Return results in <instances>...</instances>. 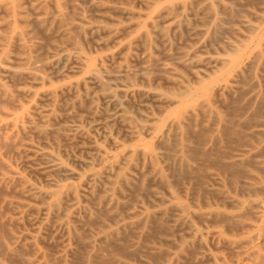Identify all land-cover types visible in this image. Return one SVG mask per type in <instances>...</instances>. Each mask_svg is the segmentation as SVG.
I'll list each match as a JSON object with an SVG mask.
<instances>
[{"label":"rangeland","instance_id":"1","mask_svg":"<svg viewBox=\"0 0 264 264\" xmlns=\"http://www.w3.org/2000/svg\"><path fill=\"white\" fill-rule=\"evenodd\" d=\"M80 1H84L83 4ZM80 1L40 0L45 4L44 16L47 19L43 23L38 21L36 23L33 19L32 5L27 0H0V12L3 11L0 13V101L4 98L7 100V103L5 99L3 103H0V144H5H3L5 147L0 145V160L3 163L2 165L0 161V220L2 221H0V262L2 264H20L21 262V264H264V188H262L264 187V0L199 1L198 6L194 7L195 10L186 11L191 15L188 25L177 31H168L167 40L164 42L163 40L160 42L161 39L153 34L149 42L139 38L150 28L151 22L166 5L177 1L188 4L192 0H95L94 6L91 5L90 0ZM114 6L126 7L136 14L132 18H126L115 9L113 12ZM207 6H209L208 9ZM202 8L205 10L202 11ZM88 9L90 10L87 11ZM261 9L262 11H259ZM56 10L61 11L64 18L55 13ZM228 10H231L233 14L230 11L227 12ZM98 11L102 14L101 18L95 16ZM201 11L205 14L202 15ZM210 15H213L215 20L209 23ZM74 16L84 18L85 21L81 22ZM222 17L226 19L234 17V21L229 18L230 21L232 20L231 25L234 26L230 25L229 19L227 24V20ZM237 17L243 20L242 23L237 20ZM218 21L219 24H217ZM194 22L195 25L192 26ZM34 23L37 25L33 26ZM76 23L80 24L79 28L76 25L77 28L73 27ZM44 25L47 26L46 29ZM229 25L231 28H237L234 30L238 32L235 33L233 29L228 28ZM10 26L16 30H33L29 34H23L20 40H16ZM92 27H94L93 30ZM221 27L222 29L225 27L227 34ZM247 27L249 30L246 31ZM105 28L112 32L107 35L103 31ZM186 29L189 32H186ZM201 29L205 30V33ZM250 29L254 30L250 31ZM217 30L225 33H223L225 42L222 40L223 35ZM81 32L83 34H80ZM228 32H232V37L237 39L232 38ZM187 33L190 34L189 37L192 35L190 37L192 40L187 37ZM49 34L50 38H48ZM81 35L84 37L81 38ZM214 37L216 42L213 41ZM92 38L95 40L94 45ZM198 38L200 40H197ZM72 42H74L73 45ZM217 42L218 45H216ZM67 43L72 46L69 47ZM75 44L80 47L85 64L73 62L74 59L64 63L61 61L58 64L48 62L51 56L59 52L61 48L67 47L72 50ZM202 45L206 47L202 48ZM143 48L144 50H141ZM195 49L200 51L196 52ZM211 49L215 50L214 53L210 52ZM42 51L46 59L42 56ZM176 51L178 53L181 51L182 54L180 52L181 55L177 54L175 57ZM167 52L174 58L170 59L171 56L167 55ZM191 52L194 55L192 53L191 56ZM236 55L239 57V62L230 68L228 63H225V59H232ZM19 57L24 58L20 60ZM37 59L41 61L38 62ZM33 60L40 66L44 63L41 74L47 77L45 82L39 81L37 84H32L27 74H25L26 78L24 77L23 72L27 73L26 67ZM222 60L223 63H221ZM7 61L12 62V65L16 63L18 71L7 72L6 67L10 65ZM155 61L159 63L162 61L161 67L159 66L161 63L157 62V65ZM177 62L180 64L183 62V64L179 66ZM194 62L196 65H201L194 66ZM202 64H206L203 65L205 68ZM185 65L189 67L185 68ZM109 66L115 67V71ZM140 66L142 69L143 67L147 69L141 70ZM157 66L158 69L155 71ZM206 66L212 69V73ZM96 67H104L106 75L112 74V71H122L123 68L129 69L134 72L132 79L136 84L129 87L120 85L121 82L124 83V77L119 84H112L108 90L102 91L88 78L90 72ZM152 67L155 68L152 69ZM168 67L172 69L169 70ZM158 70L166 72L163 71L164 74L163 72L161 74ZM188 71L192 74L190 75ZM247 71L252 74L247 76ZM247 78L254 79L257 83L252 97L245 94L251 87L250 80ZM234 80H240V82ZM244 80L246 84L242 85L245 83ZM172 82L174 83L171 85ZM15 83L17 86H14ZM240 85L244 89L240 88ZM22 88H31L33 91L31 94H21L19 89ZM14 89L18 91L15 92ZM139 89L156 92L162 96L151 99L141 95L138 92ZM182 90L188 91V94L176 97L175 94ZM118 91H124L125 95L121 105V108L124 106L125 109H122L127 117L124 121L117 119L115 105L113 106L104 95L112 92L115 94ZM47 92H50V95H46ZM164 97H173L176 102L165 103ZM242 97H244L243 100ZM251 98L254 99L251 101ZM8 100L16 106L12 103L9 105ZM161 100L163 103L159 102ZM201 102L206 103L213 113L212 116L198 109ZM244 105L245 108L250 106V109H247V116L241 119L239 125L243 122L242 125L244 129L248 127L247 130L245 132L243 129L240 130L239 125L235 128L230 126L228 129V123L225 124L224 121H229V115L235 112L237 107L241 109ZM188 108L196 111L194 121L191 118L176 130L168 129L170 121L180 119ZM236 113L232 115L235 114L236 117H234L238 118ZM216 114L225 120L219 122L214 117ZM202 115H205L204 118ZM232 115H230L231 120L234 118ZM213 118L215 121L211 123ZM28 119L35 122H39L38 119L46 121L45 131L39 133L38 130L32 129ZM244 120H250L247 122V127ZM258 122L260 125L257 126ZM249 123L255 126L252 124L250 127ZM138 124L145 127L137 136H131L130 127L135 128ZM149 126L153 128L150 129ZM209 127L211 130H213L212 127L214 128L213 132ZM231 127L232 130L239 129L238 134L235 130L233 132ZM256 130L259 133L255 132ZM32 131L37 132L35 134ZM251 132L253 135L256 134L257 138H253ZM173 138H176L175 142ZM172 141L178 145L175 146ZM160 142H163V146ZM10 143L11 146H9ZM28 144L31 145L28 146ZM98 149L105 156L103 163L99 162ZM141 150H148L154 154H158L161 150L163 154L168 153L157 155L154 161V167L160 171V177H156L150 161L139 155ZM43 152L54 155L72 172V176L55 172L56 176L47 168L46 158L41 156ZM261 152L262 154H256ZM172 154H174L173 157ZM94 173L98 174L95 179L92 177ZM149 178H153L151 186L148 184L151 183V181L148 182ZM158 179L161 181H157ZM243 181L248 184L246 182L244 184ZM68 185L72 188L68 189ZM99 189L103 190L100 192ZM52 190L56 193L48 199L46 191ZM71 194L75 197L74 199ZM53 202H57L55 206ZM13 204L16 206H12ZM5 211L6 213H3Z\"/></svg>","mask_w":264,"mask_h":264},{"label":"bare ground","instance_id":"2","mask_svg":"<svg viewBox=\"0 0 264 264\" xmlns=\"http://www.w3.org/2000/svg\"><path fill=\"white\" fill-rule=\"evenodd\" d=\"M80 1V0H79ZM132 1V0H131ZM139 1H141V0H139ZM138 1V2H139ZM143 1V0H142ZM199 1H204V0H192L190 3H185V2H179V1H177V2H172V3H170V4H168V5H166L162 10H160V12H158V14H157V16H156V18H155V20H153L152 22H151V24H150V28L148 29V30H146V31H144L141 35H140V40H142V41H144V42H149V41H151V35L153 34V35H155V36H157L158 38H160L161 40H160V42L163 40V42L164 41H166L167 40V38H166V34L168 33V31H177V30H179L181 27H183V26H186V25H188V20H189V16H191L190 15V13L188 14V13H186V11L187 10H195V8L198 6V2ZM216 1V0H215ZM219 1V0H218ZM218 1L216 2V3H218ZM256 1V0H255ZM27 2L28 3H30L31 5H32V13H33V19L35 20V22L36 21H38V22H42L43 23V21H46V19H47V17L46 16H44L45 14H46V12H45V4L43 3V2H40V0H27ZM81 2V1H80ZM84 2V1H83ZM83 2H81L82 4H83ZM87 2H88V0H87ZM90 3H91V5H96V3H95V0H90L89 1ZM129 2V1H128ZM55 3V2H54ZM142 3V2H141ZM223 3V2H222ZM233 3V2H232ZM262 3V2H261ZM29 4V5H30ZM87 4V3H86ZM89 4V3H88ZM208 4V3H207ZM206 4V5H207ZM250 4V3H249ZM264 4V3H263ZM60 5V4H59ZM76 5V4H75ZM142 5H143V7H144V4L142 3ZM222 5V4H221ZM51 6H53V5H51ZM146 6V5H145ZM212 6V5H211ZM226 5H224V7H225ZM242 6V5H241ZM30 7V6H29ZM54 7V6H53ZM195 7V8H194ZM208 7L209 6H207V9H208ZM222 7H223V5H222ZM229 7V6H228ZM244 7V6H243ZM246 7V6H245ZM244 7V8H245ZM3 8V7H2ZM71 8V7H70ZM112 8V7H111ZM243 8V9H244ZM80 9H82V8H80ZM103 9H105V8H103ZM109 9V8H108ZM108 9H106V10H108ZM113 10V12L116 10L117 12H119V13H121L122 15H124L126 18H132L136 13L134 12V11H132V10H130V9H128V8H126V7H120V6H114V8H112ZM115 9V10H114ZM205 9H206V7H205ZM205 9H203L202 8V11H204ZM210 9V8H209ZM212 9V8H211ZM258 9V8H257ZM260 9V8H259ZM30 10V9H29ZM55 10V9H54ZM90 9H88L87 11H89ZM223 10V9H222ZM226 10V9H225ZM71 11V10H70ZM112 11H108V12H112ZM201 11V13H202V15H203V13L204 12H202ZM206 11H208V10H206ZM212 11V10H211ZM231 12V10H228L227 12ZM259 11H262V9L261 10H259ZM1 12H3V11H1ZM0 12V13H1ZM27 12V11H26ZM76 12V11H75ZM84 12V11H83ZM92 12V11H91ZM210 12V11H209ZM222 12H224V11H222ZM55 13H58V14H60V15H62L61 17H63L64 18V15L63 14H61V11H59V10H56V12ZM66 13V12H65ZM67 13H69V12H67ZM193 13V12H192ZM200 13V12H199ZM232 14H233V12H231ZM230 13V14H231ZM94 14H95V12H94ZM194 14V13H193ZM205 14V13H204ZM206 14H208V13H206ZM212 14V13H211ZM223 14H225V13H223ZM256 14V13H255ZM69 15H71V14H69ZM76 15H78V14H76ZM195 15V14H194ZM194 15H192V16H194ZM199 15H201V14H199ZM198 15V16H199ZM228 15V14H227ZM236 15V14H235ZM241 15V14H240ZM66 16H68V14L66 15ZM65 16V18H67ZM72 16V15H71ZM89 16V15H88ZM95 16H99L100 18L102 17V14H101V12L100 11H98L96 14H95ZM230 16V15H229ZM242 16V15H241ZM74 17H76V16H74ZM208 17V16H207ZM239 17V16H238ZM238 17H237V20L238 21H241V23H242V19L240 20V19H238ZM258 17V16H257ZM63 18H60V19H63ZM69 18V17H68ZM67 18V19H68ZM73 18V17H72ZM105 18H107V17H105ZM201 18V17H200ZM223 18V17H222ZM221 18V20H223V19H226V18H223L222 19ZM230 18V17H229ZM228 18V19H229ZM232 18V17H231ZM230 18V19H231ZM234 18V17H233ZM233 18H232V20H233ZM255 18V17H254ZM70 19V18H69ZM75 19H77V20H80L81 22H83V21H85V19L84 18H75ZM194 19V18H193ZM199 19V18H198ZM228 19H226L227 20V24H229V21H230V19H229V21H228ZM257 19V18H256ZM34 20H31V22L33 21L34 22ZM194 20H196V19H194ZM215 20V17L213 16V15H210L209 17H208V22L210 23V22H212V21H214ZM232 20L230 21V25L232 24L231 22H232ZM235 20V19H234ZM233 20V21H234ZM197 21V20H196ZM195 21V22H196ZM199 21V20H198ZM197 21V22H198ZM223 21H225V20H223ZM245 21V20H244ZM264 21V20H263ZM30 22V21H29ZM30 22V23H31ZM62 23H63V21H61ZM195 22H194V24H192V26L193 25H195ZM204 22V21H203ZM203 22H201L202 24H206V23H203ZM37 23V22H36ZM49 23H50V21H49ZM201 23H199V24H201ZM208 23V24H209ZM234 23V22H233ZM235 23H237V22H235ZM239 23V22H238ZM40 24V23H39ZM67 24H68V22H67ZM67 24H65V25H67ZM217 24H219V21H218V23ZM34 25H37V24H33V26ZM49 25V24H48ZM78 27V26H80V24H74V26L73 27H76V26ZM136 25V24H135ZM221 26H224V25H222V24H220ZM230 25L228 26V28L230 27ZM62 26V25H61ZM60 26V27H61ZM197 26V25H196ZM202 26V25H201ZM231 26H234V25H231ZM241 27L243 26V25H240ZM249 26V25H248ZM3 27V26H2ZM43 27H45V29H46V27L47 26H43ZM76 27V28H77ZM220 27V26H219ZM244 28H245V26H243ZM39 28V27H38ZM79 28V27H78ZM188 28V27H187ZM224 29H222V27H221V29L222 30H225V27H223ZM226 28H227V26H226ZM227 28V29H228ZM231 28V27H230ZM252 28H254L253 26H252ZM70 29V28H69ZM94 29V27H92V30ZM190 29H193V27H190ZM231 29H237V28H231ZM230 29V30H231ZM257 29V28H256ZM10 30L12 31V33L14 34L13 35V37H14V39H16V40H20L21 38H22V36H23V34H29L33 29H28V30H26V29H23V30H16V28H14V27H11L10 26ZM72 30H74V29H72ZM83 30V29H82ZM187 30V29H186ZM200 30V29H199ZM198 30V31H199ZM202 30V32H204L203 31V29H201ZM240 30V29H239ZM247 30H249L248 29V27L246 28V31ZM252 30H254V29H252ZM251 29H250V31H252ZM39 31V30H38ZM64 31V30H63ZM75 31V30H74ZM84 31V30H83ZM82 31V32H83ZM91 31V30H90ZM103 31L108 35V34H110L111 32H112V30H110V29H107V28H105V29H103ZM217 31H220V30H217ZM232 31V30H231ZM238 32V30H234V32L235 33H237ZM75 32H79L78 30L77 31H75ZM80 33V34H83V33ZM186 32H189L188 30L186 31ZM201 32V31H200ZM199 32V33H200ZM221 32V31H220ZM225 33H226V30L224 31ZM223 32V33H224ZM262 32V31H261ZM40 33V32H39ZM55 33V32H54ZM62 33V32H61ZM91 33H92V31H91ZM175 33V32H174ZM180 33V32H179ZM193 33V35H196V34H194L195 32H192ZM196 33H197V31H196ZM205 33V32H204ZM213 33H214V28H213ZM223 33L221 32V34L223 35ZM224 33V34H225ZM232 32H228V34L229 35H231V37H232V34H231ZM240 33V34H239ZM238 34L239 35H241V32H239ZM251 33V32H250ZM259 33V32H258ZM63 34V33H62ZM68 34V33H67ZM198 34V33H197ZM227 34V33H226ZM42 35V34H41ZM54 35V34H53ZM59 35V34H58ZM65 35V34H64ZM100 35H103V34H100ZM187 37H189V35L190 34H188L187 33ZM215 35V34H214ZM72 36V35H71ZM75 36V35H74ZM74 36H72V37H74ZM77 36L78 37H80L78 34H77ZM99 35H97V38H99L98 37ZM121 36V35H120ZM119 36V37H120ZM172 36H173V34H172ZM180 36V35H179ZM179 36H177V37H179ZM192 36V35H191ZM190 36V37H191ZM212 36V35H211ZM216 36V35H215ZM242 36V35H241ZM246 36V35H245ZM32 37V36H31ZM51 37H52V35H51ZM57 37V36H56ZM84 36H82L81 35V38H83ZM90 37H91V35H90ZM174 37V36H173ZM189 37V38H190ZM217 37H220V35H217ZM222 37V36H221ZM224 35H223V37H222V40L224 39ZM243 37H244V35H243ZM48 38H50V34H49V37ZM88 38V37H87ZM95 38H96V36H95ZM213 38V37H212ZM227 38V37H226ZM232 38H234V37H232ZM246 38V37H245ZM74 39V38H73ZM187 39V38H186ZM216 38L214 37V39H213V41L215 40ZM234 39H237V38H234ZM255 39H257V38H255ZM174 40H176V39H174ZM189 40V39H188ZM190 40H192L191 38H190ZM195 40H196V38L194 39V42H195ZM197 40H200L199 38L197 39ZM218 40H220L219 38H218ZM221 40V41H222ZM246 40V39H245ZM261 40V39H260ZM87 41V40H86ZM92 43H93V45H94V41L95 40H93V38H92ZM156 41H158V40H156ZM177 41H178V39H177ZM208 41H211V42H213L212 40H209L208 39ZM207 41V42H208ZM217 40H215V42H216ZM220 41V42H221ZM224 41V40H223ZM237 41V40H236ZM238 41L240 42V40L238 39ZM257 41H258V39H257ZM88 42V41H87ZM105 42V41H104ZM112 42V41H111ZM141 42V41H140ZM186 42V41H185ZM192 42V41H191ZM225 42V41H224ZM238 42V43H239ZM254 42V41H253ZM259 42V41H258ZM18 43V42H17ZM37 43V42H36ZM76 43V42H75ZM105 43H107V42H105ZM223 43V42H222ZM230 43V42H229ZM228 43V44H229ZM20 44V43H19ZM19 44H17L18 46H19ZM67 44H69L70 45V43H67ZM72 45L74 44V42H72L71 43ZM109 44V43H108ZM161 44V43H160ZM181 44V43H180ZM186 44V43H185ZM204 44V43H203ZM216 44V43H215ZM219 43L217 42V44L216 45H218ZM227 44V43H226ZM239 44H241V43H239ZM72 45H70L69 47H71ZM105 45H107V44H105ZM164 44L162 43V46H163ZM170 45V43L168 44V46ZM179 45V44H178ZM189 45V44H188ZM231 45V44H230ZM255 45V44H254ZM40 46L42 47V45L40 44ZM99 46V45H98ZM167 46V47H168ZM203 46V45H202ZM201 46V47H202ZM205 46V45H204ZM204 46L202 47V48H204ZM208 46H210V45H208ZM207 46V47H208ZM235 46V45H234ZM252 46V45H251ZM164 47V46H163ZM166 47V48H167ZM177 47V46H176ZM190 47V46H189ZM206 47V46H205ZM220 47H221V45H220ZM236 47V46H235ZM250 47V46H249ZM40 48V47H39ZM43 48H44V46H43ZM74 49H72V50H69V49H67V47H65V48H61L60 50H59V52H56V53H52L53 55L51 56V59L48 61L50 64H58V63H60L61 61H63V63H64V61H69V60H72V59H74V61L73 62H78V63H84V61L82 60V57L84 58V56H82V54H81V49H80V47H78V46H76V44H75V46L73 47ZM142 48V47H141ZM215 48V47H214ZM219 48V47H218ZM222 48V47H221ZM38 49V48H37ZM156 49V48H155ZM198 49V48H197ZM199 49H200V47H199ZM224 49V48H223ZM141 50H144V48L143 49H141ZM45 51V50H44ZM163 51H166V49L164 50L163 49ZM162 51V52H163ZM195 51L196 52H198V51H200V50H196L195 49ZM212 51V53H214V51H213V49H211L210 50V52ZM18 52V51H17ZM46 52H47V50H46ZM177 52V51H176ZM181 52V51H180ZM179 52V53H180ZM194 52V51H193ZM193 52H191V56H192V53ZM195 52V53H196ZM201 52L203 53V51H202V49H201ZM224 52V51H223ZM50 53V52H49ZM166 53V52H165ZM164 53V54H165ZM175 53V52H174ZM178 52L176 53V55H175V57L177 56V54H179ZM205 53V52H204ZM17 54V53H16ZM40 54V53H39ZM41 54H43V51H42V53ZM181 54H182V52H181ZM181 54H179V56L181 55ZM184 54H185V52H184ZM197 54V53H196ZM195 54V55H196ZM139 55H143V54H139ZM167 55H169V56H171L170 57V59H172V57L174 58V56H172V54L170 55V54H168V52H167ZM167 55H166V57H167ZM193 55H194V53H193ZM5 56V55H4ZM42 56H44V54L42 55ZM148 56V55H147ZM191 56H190V58H191ZM11 57V56H10ZM38 57V56H37ZM45 57V56H44ZM44 57H42L43 58V62H44ZM135 57H136V55H135ZM256 57H257V55H256ZM20 58V57H19ZM24 58V57H23ZM22 58V59H23ZM39 58H40V56H39ZM119 58V57H118ZM169 58V57H168ZM180 59H181V57H179ZM207 58H209V57H207ZM244 58V57H243ZM17 59H18V57H17ZM21 58H20V60H22ZM45 59H46V57H45ZM140 59H141V57H140ZM145 59V58H144ZM155 59V58H154ZM176 59H178V57L176 58ZM201 59V58H200ZM205 59V58H204ZM216 60H217V58H215ZM38 60V59H37ZM142 60V59H141ZM146 60V59H145ZM158 60H161V59H159L158 58ZM203 60V59H202ZM206 60V59H205ZM224 60V59H223ZM223 60H222V62L221 63H223ZM226 61H225V63L227 64L228 63V65L230 66V68H232V67H234L238 62H239V57L236 55L235 57H233L232 59H225ZM17 61H19V60H17ZM41 60L39 59L38 60V62H40ZM47 61V60H46ZM88 61V60H87ZM111 61V60H110ZM144 61V60H143ZM143 61H140L141 63L143 62ZM173 61H175V59H173ZM204 61V60H203ZM209 61V60H208ZM212 61H214V62H216L215 60H212ZM219 61V60H218ZM221 61V60H220ZM3 62V61H2ZM5 62V61H4ZM8 63H10L9 61H7ZM14 62H16V61H14ZM13 62V63H14ZM24 62V61H23ZM26 62V61H25ZM29 61H27V63H28ZM73 62H72V64H73ZM154 62V61H153ZM156 62V61H155ZM158 62V64H160L159 66L161 67V65H162V61H160V63H159V61H157ZM157 62L155 63V64H157ZM176 62V61H175ZM180 62V61H179ZM179 62H177V63H179ZM185 62V61H184ZM195 62H197V61H195ZM195 62H194V66L196 65L195 64ZM205 62V61H204ZM203 62V63H204ZM12 63V62H11ZM10 63V65L9 66H7L6 67V70H7V72H16V71H18V67H16L15 65H16V63L14 64V65H12ZM19 63V62H18ZM89 63V62H88ZM145 63H147V61L145 62ZM176 63V64H177ZM206 63H208V62H206ZM212 63V62H211ZM218 63V62H217ZM221 63L219 64V65H221ZM250 63H252V62H250ZM249 63V64H250ZM253 63H255V62H253ZM43 65H44V63H42ZM42 64H41V66L39 65V64H37V62L35 61L34 62V60H33V62L32 63H29V65L26 67V70H27V73H24L23 72V75H25V74H27L28 75V78L29 79H31V82H32V84H37V82H39V81H42V82H45L46 81V79H47V77L45 76V75H43V74H41L42 72H41V69H42ZM46 64V63H45ZM72 64H70V65H72ZM76 64V63H75ZM85 64V63H84ZM139 64V63H138ZM144 64V63H143ZM154 64V65H155ZM157 64V65H158ZM180 64V63H179ZM179 64H177V65H179ZM183 64V62H181V64L179 65V66H181ZM186 64V63H185ZM188 64V63H187ZM12 65V66H11ZM69 65V66H70ZM153 65V64H152ZM165 65V64H164ZM199 66L201 65V64H198ZM198 65H196L197 67H198ZM203 65H206V64H202V66ZM209 65H210V62H209ZM242 65V64H241ZM250 65H252V64H250ZM249 65V66H250ZM60 66H61V64H60ZM103 66V65H102ZM113 66H115V65H113ZM186 66L187 67H189L190 66V64H189V66L188 65H185V68H186ZM194 66H192V67H194ZM201 66V67H202ZM46 67L47 66H45V69H46ZM51 66H49V68H50ZM74 67V66H73ZM110 67V66H109ZM141 67V66H140ZM159 67V68H160ZM183 67V66H182ZM192 67H190L191 69H192ZM204 67V66H203ZM207 67V66H206ZM209 67V66H208ZM207 67V68H208ZM214 67V66H213ZM248 67V66H247ZM251 67V66H250ZM52 69H53V67H51ZM111 69H113L114 71H115V67H110ZM125 68H126V66H125ZM125 68H123V70L122 71H116V72H114V71H112L113 73L112 74H104V72H106L105 70H104V67L103 68H101V67H96V68H93V70L90 72V74H89V79L91 80V81H93L95 84H96V86H97V88H99L100 90H102V91H105V90H108L109 88H110V86L112 85V84H116V83H120V80L122 79V78H124L125 77V79L123 80L124 81V83H122L121 82V84L120 85H125L126 87H129V86H134L135 84H136V82H135V80H133L132 78H134V77H132L133 76V74H134V72H132L131 70H129V69H125ZM144 68H146V67H143V69ZM153 68H155V67H152V69ZM168 68H170V67H168ZM167 68V69H168ZM184 68V69H185ZM190 68H187V69H190ZM194 68H196V67H194ZM205 68V67H204ZM216 68V67H215ZM218 68V67H217ZM252 68V67H251ZM254 68H255V66H254ZM4 69V68H3ZM2 69V70H3ZM111 69H109V70H111ZM142 69V67H141V70H143ZM147 69V68H146ZM156 69H158V66H157V68H155L154 70L156 71ZM161 69V68H160ZM163 69H165V68H163ZM167 69H165V70H167ZM172 68H170L169 70H171ZM190 69V70H191ZM209 69V68H208ZM249 70H250V68H248ZM260 69H262V68H260ZM6 70H3L4 72L6 71ZM46 70H48V69H46ZM50 70V69H49ZM55 70V69H54ZM140 70V69H139ZM139 70H136V71H139ZM151 70V69H150ZM162 70V69H161ZM160 70V71H161ZM186 70V69H185ZM210 71H211V73H212V69H209ZM216 70H218V69H216ZM248 70V71H249ZM263 70V69H262ZM57 71V70H56ZM65 71V70H64ZM67 71H68V69H67ZM154 71V72H155ZM159 71V70H158ZM159 71V72H160ZM164 71V70H163ZM163 71H161V74H162V72ZM192 71V70H191ZM189 72V74L191 75L192 74V72ZM247 71V72H248ZM264 71V70H263ZM262 71V72H263ZM54 72V71H53ZM52 72V73H53ZM58 72V71H57ZM71 72V71H70ZM73 73H74V71H72ZM141 72V71H140ZM164 72H166V71H164ZM164 72H163V74H164ZM202 72V71H201ZM12 73V74H13ZM76 73V72H75ZM169 73V72H168ZM12 74H10V75H12ZM172 74V73H171ZM248 75L247 76H249V74H252V73H247ZM254 74V73H253ZM14 75V74H13ZM19 75H21L20 74V72H19ZM50 75V74H49ZM58 75V74H57ZM56 75V76H57ZM142 75V74H141ZM141 75H140V77H141ZM178 75V74H177ZM236 75V74H235ZM240 75V77H241V74H239ZM259 75H260V73H259ZM262 75V74H261ZM59 76H61V75H59ZM164 76V75H163ZM179 76H180V74H179ZM25 78H26V75L24 76ZM58 77V76H57ZM193 77H194V75H193ZM243 77V76H242ZM261 77V76H260ZM20 78V77H19ZM19 78H18V80H19ZM24 78V79H25ZM27 78V79H28ZM142 78V77H141ZM140 78V79H141ZM264 78V77H263ZM16 79V78H15ZM23 79V78H22ZM146 79V78H145ZM196 79V78H195ZM243 79V78H242ZM247 79H249L250 80V78H247ZM26 80V79H25ZM166 80H167V77H166ZM171 80V79H170ZM246 80V79H245ZM244 80V81H245ZM19 81H21L22 82V80H19ZM28 81V80H27ZM168 81V80H167ZM172 81V80H171ZM187 81V80H186ZM233 81V80H232ZM235 81V80H234ZM247 81V80H246ZM246 81H245V83H241L242 85H244V84H246ZM263 81V80H262ZM29 82V81H28ZM92 82V83H93ZM140 82H141V80H140ZM195 82V81H194ZM235 82H240V80L239 81H235ZM243 82V81H242ZM249 82V81H248ZM247 82V83H248ZM75 83V82H74ZM91 83V84H92ZM93 83V84H94ZM157 83V82H156ZM174 82H172V83H170L171 85L173 84ZM177 83V82H176ZM175 83V84H176ZM220 83V82H219ZM18 84V83H17ZM19 84H22V83H19ZM23 84H24V81H23ZM39 84V83H38ZM77 84V83H76ZM92 84V85H93ZM146 84H147V79H146ZM145 84V85H146ZM250 88L248 89V91H246V93L245 92H242V93H245V94H247V95H253V92L255 91V89H256V87H257V83H256V81L254 80V79H251L250 80ZM14 86H17L16 85V83H15V85ZM175 86H177V84L175 85ZM82 87V86H81ZM243 87V86H242ZM241 87V85H240V88H242ZM235 88H237V87H235ZM68 89V88H67ZM84 89V88H83ZM204 89V88H203ZM239 89V88H238ZM242 89H244V87L242 88ZM15 90V89H14ZM20 91V93L21 94H23V93H27V94H31L32 93V91H33V89H31V88H22V89H19ZM219 90V89H218ZM18 90H15V92H17ZM67 91V90H66ZM239 91H240V89H239ZM244 91V90H243ZM114 92V91H113ZM112 92V93H113ZM137 92V91H136ZM138 92L139 93H141V95H143V96H146V97H151V99L152 98H160L161 96H162V94H159V93H156V92H149V91H147L146 89H139L138 90ZM137 92V93H138ZM188 92V91H187ZM186 91H184V90H182V91H180V93H176L175 95H176V97H183V96H185V95H187L188 93H187ZM226 92H227V90H226ZM229 92V91H228ZM232 92V91H231ZM61 93V92H60ZM92 93H93V91H92ZM112 93H106V94H104L108 99H109V101L110 102H112L111 104L114 106L115 105V107H116V117H117V119H120V120H126L127 119V117H126V115H125V111H124V106H122V108H124V109H122L121 108V105H122V98L125 96L124 95V91H121V92H116L115 94H112ZM218 93V92H217ZM69 94V93H68ZM68 94H67V96H68ZM229 94V93H228ZM238 94V93H237ZM236 94V95H237ZM46 95H50V92H47L46 93ZM62 94H60V96H61ZM72 95H74V94H72ZM130 95H131V93H130ZM130 95H129V97H130ZM137 95V94H136ZM139 95V94H138ZM241 95V94H240ZM1 96V95H0ZM22 96V95H21ZM85 96V95H84ZM91 96V95H90ZM238 96H239V94H238ZM242 96V95H241ZM139 97H140V95H139ZM240 97V96H239ZM245 97V96H244ZM244 97H242V100H243V98ZM252 97V96H251ZM254 97V96H253ZM1 98V97H0ZM8 98V97H7ZM86 98H88V97H86ZM131 98H132V96H131ZM188 98H190V97H188ZM187 98V99H188ZM5 99V98H4ZM4 99H2L1 101H0V103L2 102L3 103V100ZM9 99V98H8ZM88 99H92V98H88ZM102 99H104V98H102ZM146 99V98H145ZM163 99H165L166 100V102L165 103H167V101H168V103H174V102H176V99H174L173 97H164ZM250 99V98H249ZM252 99H254V98H251V101H252ZM14 100V99H13ZM51 100V99H50ZM89 100V101H90ZM149 100V99H148ZM219 100V99H218ZM238 100V99H237ZM5 101H6V103H7V100L5 99ZM4 101V102H5ZM11 101V100H10ZM9 100H8V103H10L9 105H11V103H12V101L10 102ZM14 101H17V99H15ZM42 101V100H41ZM103 101V100H102ZM108 101V100H107ZM126 101H127V99H126ZM144 101V100H143ZM142 101V102H143ZM162 101V100H161ZM161 101H159L160 103H163V101L161 102ZM239 101V100H238ZM237 101V102H238ZM42 102H44V101H42ZM92 102V101H91ZM134 102V101H133ZM132 102V103H133ZM150 102V101H149ZM153 102V101H152ZM155 102V101H154ZM153 102V103H154ZM221 102V101H220ZM235 102V101H234ZM241 102V101H240ZM64 103H65V101H64ZM69 103V102H68ZM79 103V102H78ZM127 103V102H126ZM158 103V102H157ZM247 103H248V101H247ZM252 103V102H251ZM250 103V104H251ZM253 103H254V100H253ZM42 104V103H41ZM80 104V103H79ZM87 104V103H86ZM125 104V103H124ZM245 104V103H244ZM12 105H15L14 103H12ZM66 105V104H65ZM111 105V106H112ZM140 105V104H139ZM165 105V104H164ZM225 105V104H224ZM249 105V104H248ZM16 106V105H15ZM71 106V105H70ZM112 106V107H113ZM125 106H126V104H125ZM132 106V105H131ZM144 107H145V105H143ZM167 106H169V105H167ZM227 106V105H226ZM238 106V105H237ZM260 106V105H259ZM62 107H64V106H62ZM161 107V106H160ZM228 107V106H227ZM235 107V106H234ZM241 107V106H240ZM246 106L244 105V107H241V109H239V107H237V110L235 111V112H237L236 113V115L238 116V118H235L236 116H235V114H234V116L232 115L233 113H235V112H233V113H231V111H230V115H232L234 118H233V120H231V118H230V115H229V121L228 120H226V121H224L225 119L222 117V116H220L219 114H216L214 117H215V119L217 120H219V122L220 121H224V123L225 124H227L228 123V125L227 126H229L228 127V129H230V126H233V128H235V126H238L239 125V123H240V121H241V119L242 118H245L246 116H247V113H248V111H247V109H250V106H249V108H245ZM65 108V107H64ZM147 108V107H146ZM66 109V108H65ZM69 109V108H68ZM198 109H200V110H202L203 112L205 111V112H208V114L210 115V116H212L213 115V113H212V111L211 110H209L208 109V106L206 105V103L205 102H201L200 104H199V108ZM228 109V108H227ZM226 109V111L227 112H229L228 110ZM230 109V108H229ZM241 110V111H239V110ZM160 110V109H159ZM199 110V111H200ZM264 110V109H263ZM45 112H46V110H44ZM49 111V110H48ZM149 111V110H148ZM201 111V112H202ZM260 111H261V109H260ZM3 112V111H2ZM135 112V111H134ZM151 112V111H150ZM161 112V111H160ZM5 113V112H4ZM196 113V111H195V109H193V108H188V109H186L185 110V112H184V114L182 115V117L180 118V119H178V120H176V119H173V120H171L170 121V123H169V128L168 129H172V128H174L175 130L176 129H178V128H180L181 127V125L182 124H185L186 123V121L187 120H190L191 118H192V121H194V119H193V117H195L194 116V114ZM252 113V112H251ZM41 114V113H40ZM152 114V113H151ZM208 114H206V115H208ZM75 115V114H74ZM140 115H142V114H140ZM200 115H201V113H200ZM251 115V114H250ZM260 115V114H259ZM27 116V115H26ZM39 116V115H38ZM146 116V115H145ZM145 116H144V118H145ZM203 116V115H202ZM205 116V115H204ZM204 116H203V118H204ZM261 116H262V114H261ZM264 116V115H263ZM249 117V116H248ZM250 117H252V116H250ZM67 118V117H66ZM86 118H88V117H86ZM91 118V117H90ZM202 118V117H201ZM257 118H261V117H257ZM215 119L213 118V121H211V123L212 122H214L215 121ZM248 119V118H247ZM256 119V118H255ZM39 120V122H35V121H32L31 119H28V121L30 122V124H31V127H32V129H36V130H38L39 131V133L40 132H44L45 130H44V127H45V125H46V121H44V120H40V119H38ZM55 120V119H54ZM77 120V119H76ZM150 120V119H149ZM153 120V119H152ZM165 120H166V118H165ZM204 120H207V119H204ZM231 120V121H230ZM78 121V120H77ZM111 121H113V120H111ZM157 121V120H156ZM245 121V120H244ZM248 121H250V120H248ZM248 121H245V125H246V123L248 122ZM253 121H254V116H253ZM202 122V121H201ZM251 122H252V120H251ZM260 122V121H259ZM257 123V126L258 125H260V123ZM264 122V121H263ZM56 123H57V121H56ZM193 123V122H192ZM200 123V122H199ZM217 123H218V121H217ZM216 123V124H217ZM242 123L243 122H241V125H239L238 127H239V129L241 130V129H243L244 130V132H245V130H247V126H248V123H247V125L245 126V127H247V128H245L244 129V125H242ZM256 123V122H255ZM106 124V123H105ZM215 124V123H214ZM244 124V123H243ZM250 124V127H251V125L253 124H251V123H249ZM58 125H60L59 123H58ZM119 125H120V123H119ZM199 125V124H198ZM211 125V124H210ZM254 126H255V124H253ZM262 125V124H261ZM107 126V125H106ZM121 126H122V124H121ZM147 126V125H146ZM188 126H190L189 124H188ZM187 126V127H188ZM194 126H195V124H194ZM224 126V125H223ZM226 126V127H227ZM242 128H241V127ZM28 127V126H27ZM129 127V126H128ZM145 126H143V125H141V124H138V125H135V128L133 129L132 127H130L131 128V130H130V134H131V136H137L141 131H142V129L144 128ZM202 127V126H201ZM206 127V126H205ZM225 127V126H224ZM1 128V127H0ZM68 128V127H67ZM66 128V129H67ZM95 128V127H94ZM149 128L151 129V128H153V127H150L149 126ZM211 127H209V129H210ZM56 129V128H55ZM62 129H63V127H62ZM124 129V128H123ZM173 129V130H174ZM200 129V128H199ZM201 129H203V128H201ZM207 129V128H206ZM212 129L214 130V128L212 127ZM239 129H237L238 131H240ZM51 130V129H50ZM213 130H211L210 129V131L211 132H213ZM226 130V129H225ZM231 130H232V127H231ZM230 130V131H231ZM235 130V129H234ZM234 130H232L233 132H234ZM261 130H263V129H261ZM51 131H53V130H51ZM55 131V130H54ZM53 131V132H54ZM145 131H146V129H145ZM200 131V130H199ZM201 131H203V130H201ZM207 131V130H206ZM223 131V130H222ZM226 131H229V130H226ZM238 131H236L235 130V133L236 134H238L237 132ZM29 132H31V130L29 131ZM28 132V133H29ZM32 132H34V131H32ZM37 132V131H36ZM36 132H34L35 134H36ZM55 132H57V130L55 131ZM124 132H125V130H124ZM168 132V131H167ZM195 132V131H194ZM208 132V131H207ZM232 132V133H233ZM244 132L243 131H241V134H243L244 135ZM255 132H257V130L255 131ZM27 133V134H28ZM51 133V132H50ZM146 133H147V131H146ZM176 133V132H175ZM174 133V134H175ZM180 133V132H179ZM193 133V132H192ZM205 133V132H204ZM229 133V132H228ZM240 133V132H239ZM252 133V132H251ZM251 133H249V134H251ZM257 133H259V132H257ZM264 133V132H263ZM47 134H49V133H47ZM46 134V135H47ZM160 134V133H159ZM166 134V133H165ZM173 134V133H172ZM196 134H198V133H196ZM200 134V133H199ZM198 134V135H199ZM203 134V133H202ZM201 134V135H202ZM234 134V133H233ZM241 134H239V135H241ZM249 134H246V135H249ZM37 135H38V133H37ZM44 134H42V136H43ZM122 135H124V134H122ZM167 135V134H166ZM166 135H165V139H167L166 138ZM179 135V134H178ZM229 135V134H228ZM227 135V136H228ZM254 135H255V137H254ZM253 135V133H252V136H253V138H257V136H256V134H254ZM39 136V135H38ZM41 136V135H40ZM203 136V135H202ZM238 136V135H237ZM242 136V135H241ZM1 137V136H0ZM186 137H188V136H186ZM199 137V136H198ZM246 137V136H245ZM251 137V136H250ZM27 138V137H26ZM206 138H208V137H206ZM231 138V137H230ZM233 138V137H232ZM249 138V137H248ZM2 139V138H1ZM28 139V138H27ZM43 139V138H42ZM129 139H131L130 137H129ZM172 139V138H171ZM188 139V138H187ZM199 139V138H198ZM229 139V138H228ZM235 139V138H234ZM174 140H176V138L174 139L173 138V141ZM207 140V139H206ZM240 140V139H239ZM248 140V139H247ZM2 142H4L3 140H1ZM166 141V140H165ZM165 141H163V142H165ZM169 141V140H168ZM172 141V142H173ZM197 141V140H196ZM216 141V143H219V142H217V140H215ZM219 141V140H218ZM230 141H232V140H230ZM244 141H246L245 139H244ZM257 141V140H256ZM44 142V141H43ZM162 142V143H163ZM171 142V143H172ZM175 142V141H174ZM174 142H173V144H174ZM234 142V141H233ZM1 143V142H0ZM11 143H12V141H11ZM11 143L9 144V146H11ZM161 143V142H160ZM160 143H159V145H160ZM161 143V144H162ZM215 143V144H216ZM230 143V142H229ZM232 143V142H231ZM246 143V142H245ZM244 143V144H245ZM249 143V142H248ZM4 143H2V144H0V145H2V146H4L3 145ZM13 144V143H12ZM21 144V143H20ZM27 144V143H26ZM48 144V143H47ZM164 144H167V143H164ZM172 144V146H174ZM242 144V143H241ZM244 144H242V145H244ZM6 145H8L7 143H6ZM17 145V144H16ZM24 145V144H23ZM31 145V144H30ZM29 144H28V146H30ZM176 145H178L177 143H176ZM175 145V146H176ZM189 145V144H188ZM248 144L246 143V146H247ZM14 146V145H13ZM162 146H163V144H162ZM165 147H167L168 148V146L167 145H164ZM199 146V145H198ZM211 146V145H210ZM217 146H218V144H217ZM233 146H235V144L233 145ZM251 146V145H250ZM5 147V146H4ZM33 147V146H32ZM45 147V146H44ZM164 147V148H165ZM194 147V146H193ZM219 147V146H218ZM255 147V146H254ZM12 148V147H11ZM163 148V149H164ZM167 148H166V150H167ZM263 148H264V146H263ZM9 149V148H8ZM7 149V150H8ZM40 149V148H39ZM89 149V148H88ZM171 149H172V147H171ZM170 149V150H171ZM174 149V148H173ZM180 149V148H179ZM178 149V150H179ZM202 149V148H201ZM218 149V148H217ZM232 149H235V148H232ZM238 149V148H237ZM236 149V150H237ZM91 150H94V149H91ZM199 150V149H198ZM221 150V149H220ZM239 150H241L240 148H239ZM238 150V151H239ZM243 150V149H242ZM247 151H248V149H246ZM264 150V149H263ZM262 150V151H263ZM45 151V150H44ZM102 151H104V150H102ZM173 151V150H172ZM225 151H226V149H225ZM224 151V152H225ZM11 152V151H10ZM16 152H18V151H16ZM15 152V153H16ZM170 152V151H169ZM178 152V151H177ZM198 152V151H197ZM196 152V153H197ZM221 152H223L222 150H221ZM228 152V151H227ZM260 152V151H259ZM98 157H99V162L100 163H103V161L105 160V156L103 155V154H101V152H100V149H98ZM165 153H167V152H164V154H163V151L161 150V151H159L158 152V154H154V153H152V152H150V151H148V150H141L140 152H139V155L141 156V157H143V158H145V159H147V160H149L150 161V164H151V167L153 168V170L155 171V175H156V177H160V171H158L155 167H154V161H155V159L157 158V155H161V154H163V155H165ZM230 153V152H229ZM244 153H245V151H244ZM243 153V154H244ZM168 154V153H167ZM166 154V156H168ZM170 154V153H169ZM225 154V153H224ZM233 154V156H234V153H232ZM239 154V153H238ZM256 154H262V152L261 153H256ZM7 155V154H6ZM40 155V154H39ZM173 155L174 154H172L171 156L173 157ZM205 155V154H204ZM208 155V154H207ZM240 155H242V154H240ZM258 155H256V156H258ZM263 155H264V153H263ZM41 156H44L45 158H46V165H47V168L50 170V171H53L54 172V174H56L55 172H58V173H62V174H65V175H69V174H71L72 172L70 171V170H68V168H66L65 166H64V164L62 163V162H60L54 155H52L51 153H49V152H43V154L41 155ZM165 156V157H166ZM170 156V157H171ZM197 156V155H196ZM227 156V155H226ZM237 156V155H236ZM261 156V155H260ZM10 157V156H9ZM91 157V156H90ZM169 157V156H168ZM192 157H194V156H192ZM199 157V156H198ZM167 158V157H166ZM165 158V159H166ZM215 158V157H214ZM218 158V157H217ZM38 159H39V157H38ZM124 159V158H123ZM179 159V158H178ZM40 160V159H39ZM43 160V159H42ZM142 160V159H141ZM204 160V159H203ZM209 160V159H208ZM218 160V159H217ZM255 160V159H254ZM1 161V163H2V160H0ZM11 161V160H10ZM14 161V160H13ZM77 161V160H76ZM81 161V160H80ZM98 161V160H97ZM185 161V160H184ZM202 161V160H201ZM212 161H213V159H212ZM251 161V160H250ZM257 161V160H256ZM264 161V160H263ZM27 162V161H26ZM78 162H79V160H78ZM83 162V161H82ZM142 162V161H141ZM204 162H206V161H204ZM203 162V163H204ZM216 162V161H215ZM254 162V161H253ZM261 163H262V161H260ZM1 163H0V165H1ZM122 163V162H121ZM197 163V162H196ZM211 163V162H210ZM229 163V162H228ZM255 163V162H254ZM84 164V163H83ZM141 164V163H140ZM198 164V163H197ZM2 165H3V163H2ZM222 165V164H221ZM5 166V165H4ZM142 166V165H141ZM172 166V165H171ZM257 166V165H256ZM2 167V166H1ZM149 167H150V165H149ZM264 167V166H263ZM4 168V167H3ZM46 168V167H45ZM117 168H118V166H117ZM228 168V167H227ZM259 168V167H258ZM149 169V168H148ZM147 169V170H148ZM177 169V168H176ZM222 169H223V167H222ZM234 169V168H233ZM262 169V168H261ZM117 170V169H116ZM126 170H128V169H126ZM136 170V169H135ZM140 170V169H139ZM172 170V169H171ZM200 170V169H199ZM12 171V170H11ZM129 171V170H128ZM239 171V170H238ZM1 172V171H0ZM146 172H148V171H146ZM172 172V171H171ZM229 172V171H228ZM13 173V172H12ZM49 173V172H48ZM52 173V172H51ZM106 173V172H105ZM109 173V172H108ZM145 173V172H144ZM196 173V172H195ZM199 173V172H198ZM245 173V172H244ZM1 174V173H0ZM107 174V173H106ZM231 174V173H230ZM64 175V176H65ZM74 175V174H73ZM78 175V174H77ZM252 175V174H251ZM56 176H57V174H56ZM60 176H61V174H60ZM70 176H72V174L70 175ZM133 176V175H132ZM142 176V175H141ZM248 176H250V175H248ZM66 177V176H65ZM92 177L95 179L96 177H98V174H96V173H94L93 175H92ZM199 177V176H198ZM105 178V177H104ZM183 178V177H182ZM1 179V178H0ZM74 179V178H73ZM139 179H140V177H139ZM160 179V178H159ZM157 180V181H161V180ZM20 180V179H19ZM52 180V179H51ZM124 181H125V179H123ZM138 180V179H137ZM151 180H153V178L152 179H150L149 178V181L148 182H150ZM166 180V179H165ZM52 181H55L54 179L52 180ZM104 181H106V178H105V180ZM108 181V180H107ZM140 181V180H139ZM24 182V181H23ZM109 182V181H108ZM163 182H165V181H163ZM167 182V181H166ZM165 182V183H166ZM244 182V181H243ZM246 182V181H245ZM245 182H244V184H245ZM19 183V182H18ZM51 183V182H50ZM217 183V182H216ZM247 184H248V182H246ZM20 184V183H19ZM19 184H17V185H19ZM52 184V183H51ZM88 184V183H87ZM148 184H150V186H151V184H152V181H151V183H148ZM158 184V183H157ZM162 184V183H161ZM54 185V184H53ZM104 185V184H103ZM249 185H250V183H249ZM29 186H31V185H29ZM52 186V185H51ZM54 186H56V185H54ZM148 186V185H147ZM161 186V185H160ZM196 186H197V184H196ZM2 187V186H1ZM4 187V186H3ZM68 187V189H71L72 188V186L71 185H68L67 186ZM103 187V186H102ZM127 187V186H126ZM92 188V187H91ZM166 188V187H165ZM180 188V187H179ZM242 188V187H241ZM262 188H264V187H262ZM261 188V190H263ZM12 189H14V188H12ZM11 189V191H13ZM34 189V188H33ZM255 189V188H254ZM258 189H260V188H258ZM7 190V189H6ZM27 190V189H26ZM89 190H90V188H89ZM103 189H101V191H102ZM138 190V189H137ZM145 190V189H144ZM1 191H3V190H1ZM8 191V190H7ZM99 191H100V189H99ZM98 191V192H99ZM100 191V192H101ZM9 192V191H8ZM27 192H28V190H27ZM88 192V191H87ZM99 192V193H100ZM256 192H257V190H256ZM7 193V192H6ZM10 193V192H9ZM15 193V192H14ZM34 193H36V192H34ZM45 193V192H44ZM55 193H56V191H54V190H52V191H46V197L48 198V199H50L49 197H53L54 195H55ZM71 193V192H70ZM98 193V194H99ZM104 193V192H103ZM1 194V193H0ZM4 194V193H3ZM19 194V193H18ZM17 194V195H18ZM158 194V193H157ZM171 196V195H170ZM30 197V196H29ZM43 197V196H42ZM45 197V198H46ZM71 197L74 199L75 197H73L72 196V194H71ZM155 197V196H154ZM174 198V197H173ZM4 199V198H3ZM34 199V198H33ZM42 199V198H41ZM59 199V198H58ZM97 199V198H96ZM157 199H158V197H157ZM159 199H161V198H159ZM2 200V199H1ZM108 201H109V198L107 199ZM107 201V202H108ZM160 201V200H159ZM167 201H169V200H167ZM107 202H105V203H107ZM116 202V201H115ZM14 203H16V202H14ZM56 203L57 202H53L52 204L55 206L56 205ZM117 203V202H116ZM7 204H8V202H7ZM10 204V203H9ZM75 204V203H74ZM115 204V203H114ZM15 204H13L12 206H14ZM20 205V204H19ZM66 205V204H65ZM73 205V204H72ZM105 205V204H104ZM107 205V204H106ZM11 206V207H12ZM16 206V205H15ZM113 206V205H112ZM9 207V206H8ZM10 207V208H11ZM106 207V206H105ZM177 207H179V206H177ZM183 207V206H182ZM57 208V207H56ZM65 208V207H64ZM143 208V207H142ZM187 208V207H186ZM103 209V208H102ZM122 209V208H121ZM178 209V208H177ZM12 211V210H11ZM56 211V210H55ZM58 211V210H57ZM177 211V210H176ZM179 211H181V210H179ZM132 212V211H131ZM135 212V211H134ZM256 212V211H255ZM3 213H6V211L5 212H3ZM130 213V212H129ZM129 213H127V214H129ZM160 213V212H159ZM134 214V213H133ZM135 214H137L136 212H135ZM135 216V215H134ZM173 216V215H172ZM120 218V217H119ZM215 218V217H214ZM225 218V217H224ZM260 218V217H259ZM120 220H122V219H120ZM183 220H185V218L183 219ZM1 221V220H0ZM158 221V220H157ZM234 221V220H233ZM2 222V221H1ZM54 222V221H53ZM183 222V221H182ZM188 222V221H187ZM7 223V222H6ZM189 223V222H188ZM140 224V223H139ZM164 224V223H163ZM190 224V223H189ZM17 225V224H16ZM4 226V225H3ZM179 226V225H178ZM253 226V225H252ZM186 227V226H185ZM5 229H6V227H5ZM4 229V230H5ZM187 229V228H186ZM189 229H190V227H189ZM161 230V229H160ZM1 231V230H0ZM7 231V230H6ZM5 231V232H6ZM167 231V230H166ZM185 231V230H184ZM136 232V231H135ZM76 233V232H75ZM4 234V233H3ZM255 235V234H254ZM9 236V235H8ZM11 236V235H10ZM9 236V237H10ZM137 236V235H136ZM29 237V236H28ZM254 237V236H253ZM256 237V236H255ZM1 238V237H0ZM7 238V237H6ZM13 238V237H12ZM1 240V239H0ZM127 240H129V239H127ZM100 241V240H99ZM101 241H103V240H101ZM113 241V240H112ZM248 241V240H247ZM247 241H246V243H247ZM249 241H251V240H249ZM254 241V240H253ZM3 242V241H2ZM93 242V241H92ZM119 243V242H118ZM121 243V242H120ZM240 243H243V242H240ZM246 243H244V244H246ZM3 244H5V243H3ZM243 244V245H244ZM248 244H249V242H248ZM122 245V244H121ZM240 245V244H239ZM87 246V245H86ZM236 246V245H235ZM4 247V246H3ZM7 248V247H6ZM110 248V247H109ZM231 248V247H230ZM20 249V248H19ZM85 249V248H84ZM113 249V248H112ZM118 249V248H117ZM21 250V249H20ZM123 250V249H122ZM24 251V250H23ZM25 251H26V249H25ZM32 251V250H31ZM198 251V250H197ZM230 251V250H229ZM6 251H4V253H5ZM150 252V251H149ZM257 252V251H256ZM18 253V252H17ZM23 253V252H22ZM230 254V253H229ZM8 255V254H7ZM11 255V254H10ZM171 255V254H170ZM2 256V255H1ZM12 256V255H11ZM17 256V255H16ZM195 256V255H194ZM14 257V256H13ZM41 257V256H40ZM163 257V256H162ZM246 258V257H245ZM264 258V257H263ZM14 259V258H13ZM113 259V258H112ZM221 259V258H220ZM26 260V259H25ZM17 261H18V259H17ZM20 261V260H19ZM21 261H23V260H21ZM24 262V261H23ZM27 262V261H26ZM80 262V261H79ZM116 262V261H115ZM1 263V262H0ZM15 263V262H14ZM22 263V262H21ZM20 263V264H21ZM2 264V263H1ZM25 264H27V263H25ZM74 264V263H73ZM240 264V263H239Z\"/></svg>","mask_w":264,"mask_h":264}]
</instances>
